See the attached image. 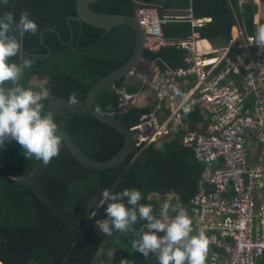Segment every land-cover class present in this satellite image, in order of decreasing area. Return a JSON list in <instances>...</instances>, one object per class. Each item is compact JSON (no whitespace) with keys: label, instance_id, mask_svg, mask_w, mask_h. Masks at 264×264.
<instances>
[{"label":"trees","instance_id":"trees-1","mask_svg":"<svg viewBox=\"0 0 264 264\" xmlns=\"http://www.w3.org/2000/svg\"><path fill=\"white\" fill-rule=\"evenodd\" d=\"M76 0H8L0 4V14L11 11L18 19L23 11L30 13L39 28L35 34H25L22 52L36 57L31 68L24 69L19 81L24 87L33 86V81H44L50 90L43 101L45 110H52L59 130L67 131L76 145L91 159L104 161L112 157L122 146L123 137L113 128L92 118L86 110L54 109L52 97L81 104L90 86L101 77L122 65L129 57L134 34L130 27L118 26L104 34L102 29L68 18L75 15ZM264 2V0H261ZM142 5H155L163 9H187L190 5L193 16L210 18V22L197 28L199 36L219 45L230 36L235 17L254 32L252 24L256 6L247 2L238 7L237 0H101L89 4L93 11L108 14L133 15ZM166 38H186L191 29L188 23L168 22L163 26ZM182 52L174 46L161 47L158 51L144 50L143 58L153 61L163 71L165 66L181 65ZM22 56L12 57V62L22 63ZM116 90L127 94H145L147 105H129L125 111L116 113L128 128L137 126L144 115L153 111L155 101L147 97L149 90L127 85L120 80L113 84ZM143 94V95H144ZM121 103L116 92L102 91L96 99L97 107L114 113ZM160 122L170 114L161 110ZM178 131L171 140L163 137L161 146L156 142L142 144L127 155L120 166L102 171L92 170L77 162L61 141L60 154L47 165L40 185L44 192L80 225L87 221L98 229L97 222L107 218V205L99 206L103 189L122 191L125 188L139 189L141 203L151 204L154 214L162 219L161 211L168 204L166 213L174 218L183 209L190 217L189 199L202 185L204 165L196 158L193 145H185L182 137L189 131H203L200 112L182 111ZM125 173L122 169L130 164ZM37 164L35 157L27 158L15 140L8 139L0 148V226L7 229L17 246L25 247L34 241L55 234L65 228L33 194L29 186L31 173ZM162 193V198H157ZM175 193L176 200H164L165 195ZM160 200V201H158ZM191 219V218H190ZM192 221V219H191ZM166 222V221H165ZM146 221L138 220L134 233L126 235L114 232L111 236L97 234L85 228L74 245L54 244L26 256L9 252L0 237L1 264H100L113 251L116 264H158L157 256L145 257L131 247L133 239H139L146 231ZM195 235V230L192 232ZM208 258V254H207ZM256 264H264V255Z\"/></svg>","mask_w":264,"mask_h":264},{"label":"built area","instance_id":"built-area-1","mask_svg":"<svg viewBox=\"0 0 264 264\" xmlns=\"http://www.w3.org/2000/svg\"><path fill=\"white\" fill-rule=\"evenodd\" d=\"M248 1L237 0V5ZM251 1L256 5L254 32L248 33L234 15L230 38L216 46L196 29L209 19L195 18L191 8L168 15L142 5L134 15L144 30L145 50L174 46L182 52L179 66L161 71L142 62L129 72L155 100L153 111L135 127L136 146L176 133L184 107L202 117L204 130L187 132L182 142L193 145L205 167V186L189 206L195 234L203 230L209 240L206 264H256L264 255V46L254 43L264 26V10L260 0ZM168 22L189 23L190 35L166 38L163 25ZM122 96L124 106L136 97ZM161 110L170 111L162 122Z\"/></svg>","mask_w":264,"mask_h":264},{"label":"clouds","instance_id":"clouds-1","mask_svg":"<svg viewBox=\"0 0 264 264\" xmlns=\"http://www.w3.org/2000/svg\"><path fill=\"white\" fill-rule=\"evenodd\" d=\"M7 2L8 0H0V4H6ZM188 8H191L190 5ZM185 10L163 9L159 12L168 15H182ZM133 15H135V12ZM201 18L209 19L208 22L211 20L206 17ZM208 22H205L202 26ZM38 31V25L30 18L28 11H23L18 19L15 13L11 11L0 14V148L5 146L8 139H13L22 146L27 158L35 157L44 164H48L54 157L59 156L61 148V135L58 134L59 129L55 113L52 110H45V104L43 103L49 97L50 90L44 88L39 92H35L32 88L24 87L19 82L24 69L31 68L36 60V57H28L22 52V38L26 33L35 34ZM254 43L258 47L264 46V26L257 29L254 35ZM18 55L23 57L21 64L11 60L12 57ZM144 60V58L140 60L130 71L138 67ZM129 72L127 75L130 79L139 85V82L135 77L130 76ZM113 90L119 94L120 98L123 97L122 95L138 96L141 94H127L116 90L114 86ZM176 92L178 95L180 94L179 89ZM129 101L126 106L121 105V103L118 105L119 112L125 111L129 105L136 103L134 99ZM183 111L187 114L191 111V108L184 107ZM135 127L131 129H137ZM163 137L169 138V136ZM155 140L152 142H155ZM152 142H143L142 144L147 145ZM136 147L139 146L135 145ZM168 196L164 200H176L178 197L175 193L168 194ZM142 198V192L135 188H125L122 191L103 189L98 205H107L105 209L107 218L97 222L100 232L106 236H111L114 232L126 235L135 232L134 226L138 220L146 221L144 223L146 231L140 235L139 239H133L131 242V247L136 251L145 257H148L150 253H158V264H206L208 237L203 230L199 231L198 234H192V221L186 212L181 209L172 219L166 213L168 204L165 203L161 211V219L154 214L151 204L141 203ZM169 219H172L171 222H169Z\"/></svg>","mask_w":264,"mask_h":264},{"label":"water","instance_id":"water-1","mask_svg":"<svg viewBox=\"0 0 264 264\" xmlns=\"http://www.w3.org/2000/svg\"><path fill=\"white\" fill-rule=\"evenodd\" d=\"M101 0H76L75 1V15L70 16L69 19L83 22L89 26L102 29L104 34L108 33L112 28L118 26L130 27L134 34V44L132 51L126 61L115 70L106 74L105 76L94 82L88 89L84 101L81 104L75 102L63 101L62 99L52 97V102L55 109H65L70 111H77L79 107L86 110L87 113L99 122L113 128L123 137V144L120 149L109 159L104 161H96L88 157L74 142L70 134L65 130H59L61 141L64 143L68 153L81 165L92 170L102 171L108 168L120 166L124 158L129 155L137 144L136 138L139 136L137 129L128 128L119 118L115 116L120 111L118 107L115 113H107L97 107L96 99L102 91L113 93V84L119 80L124 81V84L138 86L133 82L127 73L143 59L144 47V31L138 24L134 15L126 14H108L93 11L89 8V4ZM126 108V107H125ZM136 156L130 164L122 169L125 173L131 168L132 163L136 160ZM48 164H44L37 159V164L31 173L29 186L36 198L63 224L65 228L55 234L46 236L42 239L34 241L33 243L19 247L16 245L11 233L0 226V237L4 240L9 252L15 256H26L34 251L47 248L49 245L60 244H75L85 228L92 229L97 234H102L99 229L94 227V224L86 222L83 225L77 223L69 213L57 205L42 189L40 185V178ZM1 264V263H0Z\"/></svg>","mask_w":264,"mask_h":264},{"label":"rangeland","instance_id":"rangeland-1","mask_svg":"<svg viewBox=\"0 0 264 264\" xmlns=\"http://www.w3.org/2000/svg\"><path fill=\"white\" fill-rule=\"evenodd\" d=\"M260 2H261V7H262V9L264 10V3L260 0ZM33 86H35V87H37V89L39 90V91H41L42 89H44V88H46V86H45V83H44V81H41V80H35V81H33ZM38 91V92H39ZM147 97H149V99L151 100H153L154 101V96L152 95V93L150 92V93H148V95H147ZM138 104H140L139 102H137ZM55 109V108H54ZM57 110V109H56ZM162 193H158V195L155 197L156 198V200H157V198H162ZM165 197H169L167 194L165 195ZM158 201H160V200H158ZM173 219V218H172ZM171 219V220H172ZM171 220L169 219V222H171ZM152 254H154L155 256H157L158 255V253H152ZM113 256H114V253H113V251H111V252H109L107 255H106V257H105V259H104V262H102V263H100V264H116L117 263V260L115 259V258H113Z\"/></svg>","mask_w":264,"mask_h":264},{"label":"crops","instance_id":"crops-1","mask_svg":"<svg viewBox=\"0 0 264 264\" xmlns=\"http://www.w3.org/2000/svg\"><path fill=\"white\" fill-rule=\"evenodd\" d=\"M144 62V65H146V66H150L151 64H154L155 65V63L153 62V61H148V60H144L143 61ZM115 84V83H114ZM144 94V93H143ZM143 94H139L138 96H136V99L134 98V100L136 101V103L137 102H139L140 104H136V105H147L148 104V101H147V99H145L146 98V96H145V94L143 95ZM174 136H169V138H166V141L167 140H171L172 138H173ZM162 139L163 138H160V139H156L155 140V142H156V146L159 148L160 146H161V143L163 142L162 141Z\"/></svg>","mask_w":264,"mask_h":264}]
</instances>
